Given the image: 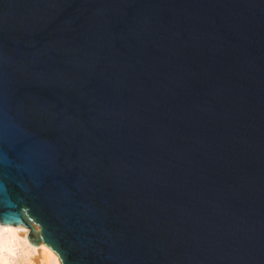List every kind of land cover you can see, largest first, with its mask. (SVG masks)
<instances>
[{"label": "water", "instance_id": "water-1", "mask_svg": "<svg viewBox=\"0 0 264 264\" xmlns=\"http://www.w3.org/2000/svg\"><path fill=\"white\" fill-rule=\"evenodd\" d=\"M0 224L61 264H264V0H0Z\"/></svg>", "mask_w": 264, "mask_h": 264}, {"label": "bare ground", "instance_id": "bare-ground-1", "mask_svg": "<svg viewBox=\"0 0 264 264\" xmlns=\"http://www.w3.org/2000/svg\"><path fill=\"white\" fill-rule=\"evenodd\" d=\"M29 228L25 225L0 224V264L12 263L7 253H12L13 247L23 244L28 252L38 253L36 264H61L57 253L45 242L37 245L28 238ZM23 239V241H22Z\"/></svg>", "mask_w": 264, "mask_h": 264}, {"label": "rangeland", "instance_id": "rangeland-1", "mask_svg": "<svg viewBox=\"0 0 264 264\" xmlns=\"http://www.w3.org/2000/svg\"><path fill=\"white\" fill-rule=\"evenodd\" d=\"M23 241V239H22ZM12 253H7L10 261L15 264H36V255L38 253L28 252L23 244L13 247Z\"/></svg>", "mask_w": 264, "mask_h": 264}]
</instances>
